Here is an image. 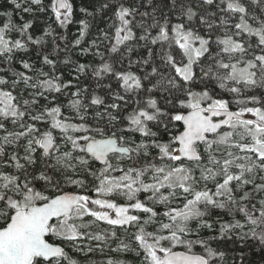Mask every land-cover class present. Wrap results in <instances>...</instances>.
<instances>
[{"label": "snow or ice", "instance_id": "obj_1", "mask_svg": "<svg viewBox=\"0 0 264 264\" xmlns=\"http://www.w3.org/2000/svg\"><path fill=\"white\" fill-rule=\"evenodd\" d=\"M0 264H264V0H0Z\"/></svg>", "mask_w": 264, "mask_h": 264}]
</instances>
